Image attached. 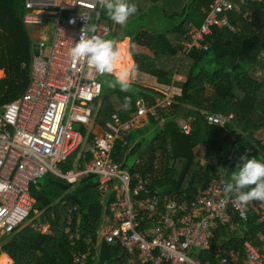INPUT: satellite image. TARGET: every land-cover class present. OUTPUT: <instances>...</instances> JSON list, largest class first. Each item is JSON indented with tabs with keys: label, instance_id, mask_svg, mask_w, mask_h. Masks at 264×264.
<instances>
[{
	"label": "trees",
	"instance_id": "16d2710c",
	"mask_svg": "<svg viewBox=\"0 0 264 264\" xmlns=\"http://www.w3.org/2000/svg\"><path fill=\"white\" fill-rule=\"evenodd\" d=\"M211 1L128 0L137 5L138 12L128 21L136 25V31L129 26L126 35V25L114 23L101 11L102 21L111 29L106 39L120 42V52L128 53L126 38L132 33V44L151 51L152 57L131 55L137 73L153 78L157 84L180 89V95L167 110L168 115L163 117L165 111L157 118H149L144 128L129 133L127 145L116 143L111 154L133 179L136 176L148 179V187L158 193L160 202L164 197L178 203L192 202L208 188L218 170H225L228 181L231 173L238 170L237 166L243 164L241 157L264 162V136L261 137L264 130V0H234L238 9L228 14L234 31L212 28L211 34L205 37L207 50L193 48L187 54L181 52L188 24L199 27L204 19L202 10ZM25 13L24 0H0V70L4 73L0 108L20 97L30 81L32 38L23 23ZM156 20L164 21L162 29L154 27ZM174 76L184 77V81H175ZM103 79L114 78L105 75L101 80V95L90 105L91 126H75L85 144L94 126H102L110 114L115 112L126 118L129 112L135 111L136 101L143 99L153 104L158 96L153 89L132 84L128 92L120 91L119 86L112 89ZM125 97L131 99L127 107ZM206 114L233 117L224 127H217L207 124ZM177 119L189 124L188 134L176 123ZM147 135L152 137L145 142ZM197 147L204 150L202 159L195 155ZM83 149L60 164L64 172L81 162ZM130 159L133 163L128 166ZM98 185L97 175L68 183L45 174L38 181L37 189L32 188L35 204L28 219L0 238V254H7L13 264H74L72 254L83 252L96 242V230L113 198L111 189L103 192ZM57 204L64 205L66 210L76 208L70 228L79 234L78 241H70L62 232L64 220L57 214ZM29 219L31 223L27 222ZM32 223H49L53 235L33 230ZM235 231L238 236L232 235ZM214 232L209 254L219 245L223 255L238 251L242 256L245 241L255 247H262L264 243V211L261 215L248 212L246 221L234 217L229 224L218 225ZM135 263L137 260L121 247L105 243L100 244L97 261L85 262Z\"/></svg>",
	"mask_w": 264,
	"mask_h": 264
},
{
	"label": "built area",
	"instance_id": "2783aa9c",
	"mask_svg": "<svg viewBox=\"0 0 264 264\" xmlns=\"http://www.w3.org/2000/svg\"><path fill=\"white\" fill-rule=\"evenodd\" d=\"M24 3V25L40 28L49 23L52 31L50 37L42 31L41 40L31 44L30 81L23 94L0 108V238L28 219L35 204L32 188L37 189L45 174L68 183L92 174L98 176V188L103 192L111 189L113 198L96 230V242L83 252L75 251L74 264L97 261L101 243L121 247L137 260L135 264H264V243L255 247L245 241L242 256L238 251L223 255L219 245L209 254L218 225L229 224L234 217L246 221L248 212L261 215L264 211V202L252 201L243 206L235 202L234 196L225 194L223 168L192 202L178 203L168 197L160 202L158 193L148 187V179H133L111 157L116 143L127 145L129 133L141 128L144 120L167 111L180 95V89L155 84L152 89L158 96L153 104L139 99L135 111L126 118L115 112L110 114L102 126L91 131L85 144L75 126H91L90 105L101 95L103 76L86 64L73 62L69 50L88 23L96 26L95 33L87 32L89 37L106 39L111 29L102 21V10L94 6V0ZM237 9L234 0H212L202 10L201 25L188 24L181 52L187 54L193 48L207 50L205 37L212 28L234 31L228 14ZM81 14H87V18ZM232 117L205 115L207 124L217 127H224ZM180 128L185 134L190 131L188 123ZM82 147L76 170L64 172L59 165ZM75 212L76 208L65 207L60 217L64 220L62 232L72 242L79 240V234L70 228ZM32 228L43 235H53L49 223L32 224Z\"/></svg>",
	"mask_w": 264,
	"mask_h": 264
},
{
	"label": "clouds",
	"instance_id": "9594fccd",
	"mask_svg": "<svg viewBox=\"0 0 264 264\" xmlns=\"http://www.w3.org/2000/svg\"><path fill=\"white\" fill-rule=\"evenodd\" d=\"M99 6L106 16L116 24L127 25L129 18L138 12L135 3L128 0H94V6ZM82 15V14H81ZM82 17L87 18V14ZM87 32H96L94 24H87L81 30L79 40L69 50V57L73 62L83 63L92 67L101 76H111L107 80L109 88L119 86L122 92H128L136 67L118 69L120 61V45L114 39H105L100 36H88ZM131 103L130 97H125V107ZM242 165L231 173L230 179L225 182L224 192L235 197V202L247 206L252 201L264 202V162L257 158L241 157Z\"/></svg>",
	"mask_w": 264,
	"mask_h": 264
},
{
	"label": "rangeland",
	"instance_id": "374dc122",
	"mask_svg": "<svg viewBox=\"0 0 264 264\" xmlns=\"http://www.w3.org/2000/svg\"><path fill=\"white\" fill-rule=\"evenodd\" d=\"M157 24H154V27L155 28H157V29H162V26H163V24H164V21L163 20H161L159 23L157 22V20L155 21ZM147 23V22H146ZM162 24V25H159V24ZM165 26V25H164ZM28 29H29V31L31 32V38H32V43H38L40 40H41V32L42 31H46L47 32V36L46 37H50V34H51V31H52V26H51V24H49V23H47L46 25H45V27H40V28H38V27H28ZM131 45L129 46V54H131V55H145V56H148V57H152V53H151V51H149L148 49H146V48H144V47H141V46H135V44H132V43H130ZM129 58H130V56H129ZM133 66V62L131 63V66H130V68ZM143 76L144 75H142V74H140L139 72L137 73V72H134V74H133V79H132V81L130 82L132 85H138V86H141V87H145V88H149V89H152L153 88V86H154V80H151V81H145V79H143ZM174 80L175 81H178V82H182V81H184V77H181V76H174ZM103 81L106 83V81H107V79H103ZM107 84V83H106ZM169 111H167L165 114H164V116L163 117H165L166 116V114L168 113ZM169 114V113H168ZM167 114V115H168ZM147 122H148V120H144L143 121V125H142V127L141 128H139V129H142V128H144L145 126H146V124H147ZM182 121L180 120V119H177L176 120V123L180 126V123H181ZM262 136H264V130H262L261 131V137ZM151 137H152V135H147L146 137H145V142H147V141H149L150 139H151ZM195 155H196V157H197V159H202V157L204 156V150L201 148V147H197L196 149H195ZM129 165L128 166H130V165H132V163H133V159H130L129 160ZM59 167L62 169V170H64L63 169V167H62V165H59ZM70 169H72V170H76L75 169V167L74 166H72ZM61 209L62 210V208L61 207H58V209ZM28 223H31L32 222V220L31 219H29L28 221H27ZM234 234H236L237 236H238V233H237V231H235L234 233H232V235H234Z\"/></svg>",
	"mask_w": 264,
	"mask_h": 264
},
{
	"label": "crops",
	"instance_id": "0c3cea01",
	"mask_svg": "<svg viewBox=\"0 0 264 264\" xmlns=\"http://www.w3.org/2000/svg\"><path fill=\"white\" fill-rule=\"evenodd\" d=\"M129 26H132L133 28H134V32L136 31V25L134 24V23H130V22H128L127 23V25H126V27H125V35H126V32H127V28L129 27ZM133 34V33H132ZM132 34H130L129 35V37L128 38H126L127 39V52H128V55L130 56V60H131V62H133V60H132V57H131V54H129V46L131 45L130 43H131V35ZM124 38H125V36H124ZM123 38V39H124ZM123 41V40H122ZM121 41V42H122ZM120 43V42H119ZM135 46H137L138 47V45H136L135 44ZM122 47V46H121ZM136 72V71H135ZM0 73H2V79H1V81H0V85H2L3 86V79H4V73H3V71L2 70H0ZM142 75H144V74H142ZM143 79H145V81H151V80H154L153 78H151V77H149V76H147V75H144L143 76ZM155 84H157L156 83V81L154 80V85ZM5 105V104H4ZM148 120V119H147ZM181 124H185V123H183V122H181L180 123V125ZM96 129H98V126L97 127H95L94 126V128H93V130L95 131ZM232 136V135H231ZM234 139V138H233ZM58 207H61L62 208V210L59 208L58 209ZM64 208H65V206L64 205H62V204H57L56 205V211H57V214H58V216L59 217H62L63 216V214H64ZM62 219V218H61ZM32 224H36V223H32ZM2 256H6L7 258H8V260H10V262H11V264H13V262H12V260L7 256V254H5V253H1L0 254V259H1V257Z\"/></svg>",
	"mask_w": 264,
	"mask_h": 264
},
{
	"label": "bare ground",
	"instance_id": "6f19581e",
	"mask_svg": "<svg viewBox=\"0 0 264 264\" xmlns=\"http://www.w3.org/2000/svg\"><path fill=\"white\" fill-rule=\"evenodd\" d=\"M131 60L129 58L128 53L126 52H120V61L117 65L118 69L122 68H130L131 66ZM0 264H11L10 260L6 256H2L0 259Z\"/></svg>",
	"mask_w": 264,
	"mask_h": 264
},
{
	"label": "water",
	"instance_id": "95a60500",
	"mask_svg": "<svg viewBox=\"0 0 264 264\" xmlns=\"http://www.w3.org/2000/svg\"><path fill=\"white\" fill-rule=\"evenodd\" d=\"M32 46H33V48H35L36 44H33ZM33 53L37 54V51L35 49H33Z\"/></svg>",
	"mask_w": 264,
	"mask_h": 264
}]
</instances>
